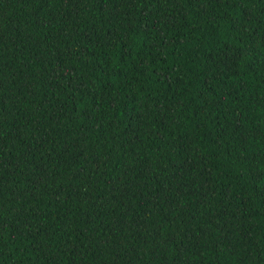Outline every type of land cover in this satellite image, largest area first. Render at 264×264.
<instances>
[{"label": "trees", "instance_id": "1", "mask_svg": "<svg viewBox=\"0 0 264 264\" xmlns=\"http://www.w3.org/2000/svg\"><path fill=\"white\" fill-rule=\"evenodd\" d=\"M0 264H264V0H0Z\"/></svg>", "mask_w": 264, "mask_h": 264}]
</instances>
